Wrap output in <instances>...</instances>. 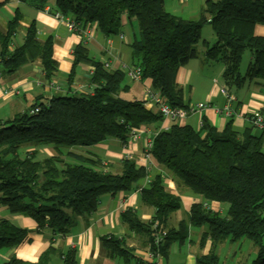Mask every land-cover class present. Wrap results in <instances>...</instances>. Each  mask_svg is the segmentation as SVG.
Instances as JSON below:
<instances>
[{
    "label": "trees",
    "instance_id": "16d2710c",
    "mask_svg": "<svg viewBox=\"0 0 264 264\" xmlns=\"http://www.w3.org/2000/svg\"><path fill=\"white\" fill-rule=\"evenodd\" d=\"M17 1L38 10L51 7L53 14L68 17L79 34L93 28L106 38L114 37L121 33L122 16L135 19L138 37L129 45L131 60L171 107L188 106L175 76L181 66L197 57L196 45L204 24L211 26L216 38L204 52V59L222 63L223 83L240 87L252 81L264 93V36L253 31L256 24L264 26V0H206L196 19L170 14L164 9V0ZM21 21L22 15L15 9L4 31L0 30V76L11 75L39 59L43 79L50 81L58 71L52 37L39 40L30 21L21 43L15 45ZM245 49L251 55L245 73H241ZM72 56V71L79 63L92 66L87 79L92 86L90 93L57 94L46 101L38 98L27 111L0 120V207L9 214L32 218L35 231L50 233L49 245L36 262L11 255L0 264H51L54 257L61 258L63 264H78L75 249L54 247V237L65 235L78 216L95 211L102 194L134 190L139 191L143 204L153 208V214L148 221H141L126 210L121 218L130 231L143 236L144 246L154 254L165 256L170 242H183L193 226L205 228L199 247L207 240L211 244L207 254L196 255V264H221L217 246L242 238L257 247L250 264H264V129L255 133L256 126L251 123L237 130L229 116L221 131L205 118L197 128L173 121L152 137L149 152L153 164L160 167L158 171L153 167L148 171L125 157L117 172L104 170L99 159L78 154H71L74 161L66 162L63 148L93 146L110 138L126 143L134 128L156 125L163 119L157 109L146 108L144 100L122 97L121 92L128 88L123 85V70L105 69L82 43L74 46ZM71 77L70 73L68 84ZM34 107L38 111L30 112ZM45 145H51L55 153L39 155L35 148ZM23 146L33 150L20 155L18 150ZM161 170L171 173L176 185L202 199L191 205L187 219L171 227V213L180 208L181 201L165 190ZM212 202L225 204V213L211 209ZM163 230L162 241L152 245L154 236ZM28 233L0 217V249L18 246L27 240ZM100 244L109 257L128 258L131 254L123 240L111 235L102 236Z\"/></svg>",
    "mask_w": 264,
    "mask_h": 264
},
{
    "label": "crops",
    "instance_id": "0c3cea01",
    "mask_svg": "<svg viewBox=\"0 0 264 264\" xmlns=\"http://www.w3.org/2000/svg\"><path fill=\"white\" fill-rule=\"evenodd\" d=\"M3 1H5L4 5L0 8V30L4 31L5 23L14 15L15 9L20 10L21 8V28L15 34L13 43L15 45L21 43L24 27L30 21H33L39 40H43L48 36L52 37L53 58L57 62L58 71L50 81L44 80L42 65L40 60L36 59L33 62L24 64L11 75H1L0 120L9 119L15 114L27 111L38 98L46 101L57 94L90 93L92 86L87 82V79L92 72V66L79 63L73 67L72 71V52L74 46L79 43L88 48L89 55L94 59H98L103 63L108 62L107 69L109 70H122L123 66L134 64L130 57L129 45L134 38L138 37V29L133 18L127 20L125 15L122 16L121 33L117 36L106 38L93 30L92 37L85 39L79 33L69 30L64 22L56 19L49 6L46 7L47 10H38L32 6L19 3L17 0H0V2ZM205 1L164 0L163 5L164 9L174 16L183 19H196L204 7ZM253 31L256 35L264 36V26L261 24H256ZM214 36L208 42L203 40L201 46L197 47V57L188 60L181 66L175 76V82L182 90L183 101L186 105L206 103L207 107L175 122L190 124L197 128L199 121L205 118L212 126L221 131L229 117H232L235 129L241 130L244 127H250L252 125L249 120L251 113L258 112L264 115V93L260 90L258 84L252 81H246L240 87L226 86L223 83L221 78L222 63L204 59V52L216 40ZM210 43L212 44L210 45ZM70 73L72 77L71 82L68 84L67 79ZM123 85L128 86L124 94H128L131 98L122 97L144 100L146 108L156 109L152 103L148 102L145 95L147 89L154 90L149 78L134 81L125 74ZM222 88L228 89L233 97L229 102L222 95ZM196 90L200 92L197 97H194L193 94ZM226 102L232 110L229 117L219 112ZM172 122L162 119L159 124L141 126L139 137L135 140L129 138L126 143L110 138L104 143L93 146L76 150L69 148L67 152H64L63 157L70 158L71 162L74 161L71 154L99 159L104 170L113 172L119 170L120 160L124 157L133 159L137 166H146V160L142 155L146 140L153 137L159 129L168 128ZM252 131L260 133L262 129L254 127ZM48 147L51 148L53 153L48 151ZM35 149L41 156H50L55 153L51 145L37 146ZM31 150H33V147L28 146L25 152ZM151 167H153V171L154 169L158 171L160 168L155 166L153 162ZM162 175L165 190L178 196L181 201L180 208L175 213H171L168 221V226L171 227L175 226L180 220L187 219L191 205L202 201V199L191 193L187 188L176 185L171 173L162 171ZM209 207L215 211H220L221 214L226 211V205L221 203L212 202ZM126 210L134 212L141 221H148L153 214V208L141 202L138 190L129 193L121 191L113 194L105 193L99 197L97 209L88 215L78 216L75 224L69 228L65 235L54 237L53 245L63 251L74 248L78 264H145L144 262L148 260L144 256L146 247L144 246V238L139 233L130 231L122 221L121 214ZM0 217L7 218L15 225L29 230L27 240L18 246L0 249V262L7 260L11 255L24 261L36 262L40 253L49 245L48 237L50 233L47 230L35 231L36 223L32 218L19 214H9L3 207H0ZM203 229L205 228L189 226L188 237L183 242L171 241L167 254L153 260L158 261V264H196V255L207 254L211 247L209 240L205 242L202 248L198 245ZM110 235L123 240L131 252L128 258L105 255L100 244V238ZM239 248L240 245L229 240L220 243L216 248L219 262L222 263L221 258L223 257L226 259L231 258L234 264L241 263L243 260L244 264H250L257 252V247L250 243L245 253H243L245 256L241 252L237 254ZM225 262L223 260L224 264ZM56 264H63L62 260Z\"/></svg>",
    "mask_w": 264,
    "mask_h": 264
},
{
    "label": "built area",
    "instance_id": "2783aa9c",
    "mask_svg": "<svg viewBox=\"0 0 264 264\" xmlns=\"http://www.w3.org/2000/svg\"><path fill=\"white\" fill-rule=\"evenodd\" d=\"M53 16L64 22L65 25L68 27L69 30L75 31V25L74 23L68 18V17H63L59 13L53 14ZM93 33V28H87L82 31L80 35H82L85 39H89L92 37ZM109 66L108 62L103 63V67L107 69ZM122 70L124 73L132 80H140L142 78V71L141 68L136 65H129V66H123ZM12 90V89H10ZM14 90V89H13ZM8 92V91H5ZM222 95L226 98V101L229 102L230 100L233 99V97L228 93V91L225 88L221 89ZM146 97L148 98V102L152 103L153 106L156 107V109L160 112L161 116L163 119H167L170 121H176V120H183L186 117L190 116L191 114L195 112L201 111L203 108L207 107L206 103H197L193 105H188L186 108H177V107H171L165 100V98L161 95H159L158 92L152 89H147L146 90ZM224 105L222 109L219 110L220 113H223L225 116H230L232 114V110L229 106V104ZM38 107H34L30 112H37ZM250 122L255 125L256 127L260 129H264V116L259 114L258 112H254L249 116ZM198 126H201V120L199 121ZM139 128H134L130 134V139L135 140L136 138L139 137ZM152 146V137L148 138L144 144V148L142 151L143 158L146 160V166H144L148 171L150 170L152 166L151 162V156L149 150L151 149ZM147 181V179H146ZM165 230L161 231L160 233L156 234L153 239L152 245H157L160 243L165 236ZM145 254L144 256L146 257V260L144 263L145 264H158V261H154V258H158L161 256L160 254L156 253L154 254L153 252L150 251L149 247H145Z\"/></svg>",
    "mask_w": 264,
    "mask_h": 264
},
{
    "label": "rangeland",
    "instance_id": "374dc122",
    "mask_svg": "<svg viewBox=\"0 0 264 264\" xmlns=\"http://www.w3.org/2000/svg\"><path fill=\"white\" fill-rule=\"evenodd\" d=\"M21 11V8H20V10H19V12ZM213 35H214V33H213V30H212V28H211V26L209 25V24H204L203 26H202V28H201V40L197 43V45H196V48L198 47V46H201V44H202V42H203V40H205V41H209V39H211L212 40V38H213ZM215 37V36H214ZM212 43H210V45H211ZM209 45V46H210ZM250 55H251V53H250V51L248 50V49H245L244 50V52H243V55H242V60H241V63H240V72L241 73H245V70H246V67H247V65H248V62H249V58H250ZM199 90H196L195 92H194V97H197L198 96V94H199ZM121 95L122 96H124L125 98H131L128 94H124V92H121ZM71 148H74V150H76V149H78V148H82V147H79V146H77V147H71ZM65 151H67L68 149L67 148H63ZM85 150H88V149H86V148H84ZM91 149H95V148H91ZM90 149V150H91ZM25 150H26V146H23L22 148H20L19 150H18V153L20 154V155H22L23 153H25ZM47 151V150H46ZM48 151H50L51 153H53L52 152V150H51V148H49L48 147ZM64 159H65V161L66 162H71V159L70 158H66V157H64ZM155 170V169H154ZM145 181V180H144ZM173 213H175V211L173 212ZM262 241H263V244H264V236H263V238H262ZM238 245H240V248L238 249V251H237V254H240V252H241V254L242 255H244L243 253H245V251H246V249H247V246L248 245H250V241L248 240V239H246V238H242L241 240H239V241H237L236 242ZM245 256V255H244ZM221 260H222V263L221 264H224L223 263V260H225L226 262H225V264H234L233 263V260L231 259V258H221ZM59 261H61V259L59 258V257H54L53 258V260H52V262H51V264L53 263V264H56V263H58ZM244 262V260L241 262V263H238V264H244L243 263Z\"/></svg>",
    "mask_w": 264,
    "mask_h": 264
}]
</instances>
